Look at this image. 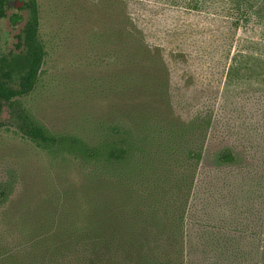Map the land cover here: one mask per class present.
<instances>
[{"label":"trees","instance_id":"16d2710c","mask_svg":"<svg viewBox=\"0 0 264 264\" xmlns=\"http://www.w3.org/2000/svg\"><path fill=\"white\" fill-rule=\"evenodd\" d=\"M101 1L85 0L81 16L87 26L106 17L89 31L110 32L117 102L102 133L88 138L48 130L23 104L48 55L38 0H0V24L9 27L0 127L12 125L33 144L58 170L60 186L37 190L23 181L9 199L12 183H1L0 264H218L222 229L208 220L210 198L198 203L200 213L190 198L212 119L199 98L217 102L241 15L258 13L264 24V0H241L230 16L216 0ZM69 10L63 20L75 23L78 7ZM179 94L198 99L189 101L197 115L181 118ZM220 122L231 135L237 122ZM234 147H218L222 168L238 165ZM71 168L79 179L67 177Z\"/></svg>","mask_w":264,"mask_h":264},{"label":"rangeland","instance_id":"374dc122","mask_svg":"<svg viewBox=\"0 0 264 264\" xmlns=\"http://www.w3.org/2000/svg\"><path fill=\"white\" fill-rule=\"evenodd\" d=\"M84 1L38 0L41 35L48 55L36 89L22 101L48 130L91 138L102 133L103 126L99 124L113 117L117 99L111 86L116 55L112 43L107 45L108 30L102 29L98 34L89 31H98L106 17L89 26L84 23ZM95 1L99 6L105 4ZM216 1L227 16L240 10L241 0ZM70 6L78 7L75 23L63 20V13H69ZM98 18L94 13L93 19ZM106 25L111 27L110 22ZM8 30L7 24H0V51L8 45ZM179 98L185 104L178 110L181 118L194 116L196 111L191 105L195 102L189 101L198 99L185 102L187 97L181 94ZM200 99L204 100L203 113L212 114V119L190 198L199 213L202 207L198 203L203 197L210 198L208 220L222 229L217 243L223 257L220 264H264V24H258V13L241 15L217 102L211 104L209 95ZM2 117L8 120L6 112ZM221 120L237 122L233 129L226 130L231 135L222 133ZM223 143L235 145L238 165L222 168L217 162L215 155ZM44 158L12 125L0 127V185L5 181L12 183L9 199L20 195L23 181L37 190L60 187L58 170ZM67 177L79 179V173L71 168ZM1 213L2 209L0 225ZM200 216L195 213V220L200 221Z\"/></svg>","mask_w":264,"mask_h":264}]
</instances>
